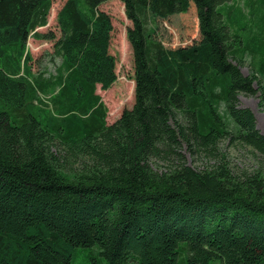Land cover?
Masks as SVG:
<instances>
[{
  "label": "trees",
  "instance_id": "trees-1",
  "mask_svg": "<svg viewBox=\"0 0 264 264\" xmlns=\"http://www.w3.org/2000/svg\"><path fill=\"white\" fill-rule=\"evenodd\" d=\"M105 1H64L61 63L44 76L27 41L49 38L37 29L51 0H0V264H79L83 251L86 264H264V134L237 99L257 80L264 106V0L245 15L229 0H120L134 101L111 124L95 92L116 80ZM191 3L200 38L166 47L157 20ZM223 140L259 169L235 172Z\"/></svg>",
  "mask_w": 264,
  "mask_h": 264
},
{
  "label": "rangeland",
  "instance_id": "rangeland-1",
  "mask_svg": "<svg viewBox=\"0 0 264 264\" xmlns=\"http://www.w3.org/2000/svg\"><path fill=\"white\" fill-rule=\"evenodd\" d=\"M64 1L51 0L47 24L37 29L45 36H49V38H28L27 48L32 56L31 68L35 74L41 73L44 76L54 74L56 68L61 63V57L54 52L53 42L61 35L56 23V14ZM245 2L246 0H229L222 8H240L245 15L247 12ZM99 9L110 16L113 26L109 51L115 57L116 80L107 90H101L98 85L95 92L100 96L101 102L107 109L106 123L111 124L119 117L123 109L131 108L134 101L133 59L131 47L126 36V29L130 26V21L126 18L124 6L120 0H106L99 5ZM157 26V37L168 48L190 45L200 38L198 20L193 3H191L190 8L184 14H174L168 18L158 19ZM255 60L251 55L246 54L239 64L241 73L244 75L251 74L253 69L252 63H255ZM257 86V80H255L254 87L257 89L256 93H239L237 99L240 106L251 110L255 120V127L259 132L264 134V106L259 102L260 90ZM43 98L45 99L46 97L43 96ZM224 106L223 103H220V110L222 112L224 111ZM218 151L225 155V160L235 172L240 170L255 172L259 169L262 161L259 154L252 148L231 145L227 140L218 143ZM200 161L197 157L187 155V162L193 167L200 165ZM208 163H213V160H209ZM85 253L88 254V252L83 251L78 255L77 261L79 264H86ZM182 256H184V253L181 254ZM212 264L220 263L212 262Z\"/></svg>",
  "mask_w": 264,
  "mask_h": 264
}]
</instances>
